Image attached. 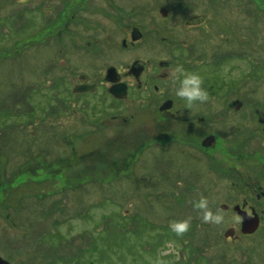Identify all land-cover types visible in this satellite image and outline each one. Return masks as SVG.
I'll return each mask as SVG.
<instances>
[{
    "label": "flooded vegetation",
    "instance_id": "flooded-vegetation-1",
    "mask_svg": "<svg viewBox=\"0 0 264 264\" xmlns=\"http://www.w3.org/2000/svg\"><path fill=\"white\" fill-rule=\"evenodd\" d=\"M180 1L181 12L171 17L163 7L151 10L157 0H146L145 10L142 0H53L33 7V2L21 0L23 11L40 12L32 30L41 41L23 46L22 52L42 55L34 82L52 83L57 100L47 101L46 107L34 104L30 115L53 118L39 128L50 134L48 143L60 156L72 154L59 158L68 163L63 173L85 166L98 150L86 156L73 145L67 150L61 139L53 140L56 133L72 142L101 136L117 160L108 158L112 163L106 168L118 165L119 178L126 177L128 165L139 168L145 161L149 173L156 174L164 163L168 184L179 190L183 204L187 196L215 193L209 207L229 214L224 242L240 245L264 224V105L253 102L255 68H260L258 94L264 98V57L254 55L257 46L264 51V42L253 41L252 0H229L219 11L203 10L206 1ZM159 29L169 39L162 36L156 45L145 42ZM176 65L202 77L209 94L206 103L187 109L175 96L171 70ZM255 83L259 87L260 81ZM87 94L94 96L80 97ZM95 124L96 132H87ZM162 135L165 140H158ZM157 144L164 151L158 152ZM150 153L152 161L146 159ZM218 198L224 201L216 202ZM198 199L189 200V210ZM256 223L254 232L244 233ZM0 258L13 264L11 257Z\"/></svg>",
    "mask_w": 264,
    "mask_h": 264
},
{
    "label": "rangeland",
    "instance_id": "rangeland-1",
    "mask_svg": "<svg viewBox=\"0 0 264 264\" xmlns=\"http://www.w3.org/2000/svg\"><path fill=\"white\" fill-rule=\"evenodd\" d=\"M9 1L0 0V255L11 257L13 264H154L158 254L170 264H264V224L240 245L224 242L229 214L222 225L203 223L199 214L187 206L191 198L200 196H187L183 204L179 190L168 184L171 179L164 163L159 164L156 174L149 173L145 161L139 168L128 165L126 177L119 178L118 165L106 168L107 162L112 163L108 158L117 160L100 142L101 136L75 138L72 142L70 136L59 138L56 133L53 140L61 139L67 150L76 146L81 150L77 153L85 152L84 156L92 149L98 150L90 153L85 166L62 172L68 163L59 158H70L72 154L60 156L48 143L50 134L39 128L53 118L43 120L42 116L38 120V115H30L34 104L46 107L47 101L57 103L52 83L43 82L42 86L34 82L42 55L37 50L22 52L27 44L41 43L32 30L40 12L23 11L21 0ZM28 1L33 2L29 3L31 7L54 3ZM202 1H206L203 10L219 11L229 0ZM180 2L157 0L151 10L163 7L172 17L181 12ZM147 5L142 0V10ZM251 12L253 41L262 44L264 0H252ZM162 36L168 37L165 29L148 35L145 42L156 45ZM261 47L254 50L255 59L264 57ZM260 75V68H255L253 87L257 94L253 102L262 106L264 98L258 91L263 83L257 79ZM258 81L259 87L255 83ZM38 91L49 98L43 99ZM9 124L15 128H7ZM98 127L95 124L87 132L95 133ZM151 135L149 132L147 137ZM162 139L164 135L158 137ZM164 149V145L157 144L158 152ZM43 153L45 156H40ZM116 153L124 155L118 150ZM146 159L152 161L151 153ZM214 194L206 192L203 196L215 202ZM220 201L224 200L218 198L216 202ZM189 218V231L176 236L170 226Z\"/></svg>",
    "mask_w": 264,
    "mask_h": 264
},
{
    "label": "clouds",
    "instance_id": "clouds-1",
    "mask_svg": "<svg viewBox=\"0 0 264 264\" xmlns=\"http://www.w3.org/2000/svg\"><path fill=\"white\" fill-rule=\"evenodd\" d=\"M145 75L146 74L141 75L142 81L145 79ZM171 83L174 88L175 96L186 102L187 109H192L195 104H203L209 100V94L202 86V77L198 73L186 72L182 65H176L172 68ZM193 209L199 214L203 223L222 225L225 222V215L222 209H218L216 212H213L209 207V200L203 195H200L198 200L193 201ZM248 215L251 216V212H249ZM235 219L239 222L241 218L236 217ZM170 227L176 236L182 237L189 231L191 227V220L189 218L182 221H176L173 222ZM154 264H170V262L164 260L158 254Z\"/></svg>",
    "mask_w": 264,
    "mask_h": 264
},
{
    "label": "water",
    "instance_id": "water-1",
    "mask_svg": "<svg viewBox=\"0 0 264 264\" xmlns=\"http://www.w3.org/2000/svg\"><path fill=\"white\" fill-rule=\"evenodd\" d=\"M82 91H84V90H82ZM256 227H257V223L254 224V226H252L251 230H248L247 232H244V233H252L255 231ZM227 234H228V232H226L225 235L227 236ZM0 264H8V263L0 258Z\"/></svg>",
    "mask_w": 264,
    "mask_h": 264
}]
</instances>
